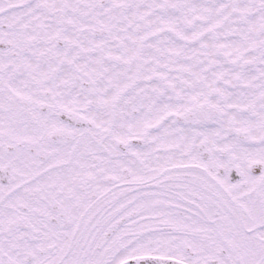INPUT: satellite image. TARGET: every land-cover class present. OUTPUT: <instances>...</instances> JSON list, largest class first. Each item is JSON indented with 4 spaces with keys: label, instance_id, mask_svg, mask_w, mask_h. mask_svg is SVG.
<instances>
[{
    "label": "snow or ice",
    "instance_id": "1",
    "mask_svg": "<svg viewBox=\"0 0 264 264\" xmlns=\"http://www.w3.org/2000/svg\"><path fill=\"white\" fill-rule=\"evenodd\" d=\"M0 264H264V0H0Z\"/></svg>",
    "mask_w": 264,
    "mask_h": 264
}]
</instances>
